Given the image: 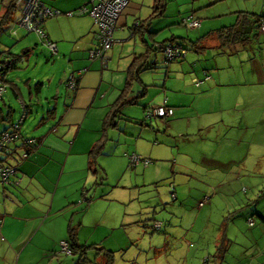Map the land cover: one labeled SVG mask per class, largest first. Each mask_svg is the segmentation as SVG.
<instances>
[{
  "label": "rangeland",
  "instance_id": "obj_1",
  "mask_svg": "<svg viewBox=\"0 0 264 264\" xmlns=\"http://www.w3.org/2000/svg\"><path fill=\"white\" fill-rule=\"evenodd\" d=\"M164 5L163 13L152 17L145 6L130 15L129 25L137 14L140 19L151 18L143 29L147 42L156 47L173 38L187 49L185 56L166 64L163 52L154 51L145 60L147 64L156 60L153 67L133 68L135 74L125 89L132 57L146 47L140 34L134 37L124 28L127 37L120 38L123 31L115 29L113 40L119 41L106 55L104 76L101 81L97 78L99 93L79 135V143L103 139L98 172L67 168L62 175L53 201L57 234L65 222L64 234L69 238L70 223L78 242L91 245L83 256L92 264L104 259L100 248L113 252V264H264V29L232 54L215 49L213 40H207L200 51L192 48L198 37L234 24L239 12L246 11L236 6L264 16V0H164ZM22 7L23 3L16 8L13 19ZM190 14L200 19L199 27L184 25ZM13 30L16 36L11 35ZM22 31L11 22L0 33V52L11 50L26 58L17 61L5 82H0L5 87L0 130H10L8 111L14 122L26 113L18 130L24 138L44 142L61 136L66 146L79 128L58 127L75 94L66 87L73 62L38 42L31 46L32 53H24L16 47ZM31 34L40 42L36 33L26 37ZM215 72L221 75L220 82ZM206 76L210 77L205 80ZM184 77L204 80L202 88L179 89ZM208 85L211 89H203ZM168 94L189 106L182 109L184 114L181 111L182 121L174 122L172 116L148 118L147 110ZM15 146L7 156L12 166L24 150L37 149L19 139L8 148ZM132 154L141 160L131 163ZM40 157L49 162L43 172L55 176L61 155L44 148ZM155 221L162 224L158 231L152 227ZM78 258V253L65 254L58 246L40 264H76Z\"/></svg>",
  "mask_w": 264,
  "mask_h": 264
},
{
  "label": "crops",
  "instance_id": "obj_2",
  "mask_svg": "<svg viewBox=\"0 0 264 264\" xmlns=\"http://www.w3.org/2000/svg\"><path fill=\"white\" fill-rule=\"evenodd\" d=\"M43 2L51 9L60 10L61 14L47 19L42 24V30L46 34L48 40L56 44V54L62 55L64 59L68 57L69 61L73 62L72 68L74 72L77 71L76 73H71L78 81L74 97L70 105L67 106L61 115L58 127L68 125L79 128L71 143L68 145L66 144V146L62 143H66V141L60 140L61 136L55 138L47 137L44 142L43 139H41L36 151L29 153L27 158L22 159L21 154L20 159H14L13 166L18 168V177L20 179L18 186L2 185L0 183V264H40L41 259H43L47 253L57 249L59 242L66 239L64 234V231H66L65 222L61 223L59 234H57L58 224L56 223L57 218L54 216L53 201L59 188L60 179L67 168L71 169L68 170V172L73 170L86 171L88 151L94 141V138H89L85 140V143H79V135L84 125V118L86 117L87 111L93 104L100 90L97 78L99 76V80L101 81L104 76L102 67L104 64L102 61L98 59L91 60L88 53V51L96 45L94 35L97 31V25L88 15L67 16L64 14V12L77 9L89 3L90 0H43ZM152 5L153 0L132 1L125 14L120 17L118 21L117 29L123 31V33L121 32L118 34V37L124 38L126 36L123 30L124 28H129L131 33L134 23L143 20L140 19L137 14V17H132L133 23L129 25V17H131V14L135 15L139 13L145 6H148L152 11ZM236 7L240 10H246L243 12L251 11V9L240 8V6ZM27 33V31L21 32L17 40L19 43L16 47L23 50L24 53L29 54L34 50V47L31 46L36 45V42L44 46L41 41L39 42L38 39H36L34 34L26 37ZM140 35L145 45L144 41H147L144 36L145 34L140 33ZM117 41L119 40L115 38L110 50L111 52L115 49L114 44ZM9 51L11 52V50ZM110 58L112 60L109 54V59ZM2 59H4V56H2ZM108 67L109 64L107 63V68ZM80 71H82V73L78 74ZM207 77L210 76H206L205 80L208 79ZM216 77L218 82H220L221 75L218 72L216 73ZM193 79L195 78L184 77L182 86L179 89H185L186 86H196L193 83ZM201 81L203 83L204 80ZM201 84L196 87L200 88ZM37 89L41 88L38 87ZM203 89H211V85L205 86ZM165 99L167 100L168 106L173 109L172 118L176 119L174 122L178 120L182 121L181 111L184 114V110L182 109H188L189 106L184 105L180 101H176L170 94H168V97H165ZM163 102L164 100L158 105L163 104ZM53 110H55V108H53ZM8 112L10 114V111ZM5 129L6 128H2V130ZM51 141L59 142L61 145L50 147L48 143ZM15 142L16 141H14V143ZM17 147L18 146L13 148L6 147V149L0 153L1 159H4V165L12 166V164L8 163L7 156L13 154ZM65 147V151H63ZM44 148L52 150L55 156L61 155L58 164H61V168L55 176L51 171H49V174L43 172L44 164L47 167L49 165V162L40 159V154ZM24 152L26 151L24 150L23 153ZM70 161L75 163L69 165ZM57 169H59V167ZM87 178L88 177L84 176V181Z\"/></svg>",
  "mask_w": 264,
  "mask_h": 264
},
{
  "label": "trees",
  "instance_id": "obj_3",
  "mask_svg": "<svg viewBox=\"0 0 264 264\" xmlns=\"http://www.w3.org/2000/svg\"><path fill=\"white\" fill-rule=\"evenodd\" d=\"M130 1H129V4H130ZM129 4L124 9V11L120 15V17H122L125 14L126 10L129 7ZM164 7H165V5H164L163 0H153V5L151 7L152 8L151 17L152 16L161 15L163 13V11H164ZM16 8H17L16 0H0V33L3 32L5 30V28L14 20L13 19V15H14V11L16 10ZM120 17H119V19H120ZM190 17H192L193 19H197L199 21V25L196 26V27H199L200 23H201L200 19L195 18L192 14H190V16L188 18H190ZM263 17L264 16L258 15V14H255V13L243 12V11L239 12V14L237 16V19H236V22L234 24H232L230 26L222 27V28H220L218 30L210 31L206 35L198 37L197 40L192 41V48L194 50L200 51L204 47H206V41L207 40H213V42H211L210 44L211 45L213 44L214 45L213 47L215 49H217V50H219L221 52H225V51L227 52L228 51L229 54L235 53L239 49L244 48L252 40V37L256 36V32L257 31H259L261 29H264V27L262 26ZM188 18H185V19H188ZM150 19L151 18H145V19L140 20L139 22H137V25H133V29H132L133 36H135L137 34H140V33L143 34L144 33V31H143L144 26H146V27L149 26V21L148 20H150ZM185 19H184V21H185ZM184 21H183V23L185 25ZM117 25H118V23H117ZM196 27L191 26V27H188V28H196ZM96 33H97V31H96ZM96 33H95V35H96ZM95 35H94V37L96 38ZM172 39L170 41H168L169 42L168 44L177 45V46H180L181 49H183L185 51L187 50V49H185L182 46V43L181 44L176 43L175 42L176 40L173 41ZM95 41H96V39H95ZM144 43H145V47H146L145 52L140 54V55H136V54L134 55V57H133V59H132V61L130 63V66H129L127 72H126V81H125L126 87H124L125 89L127 88L128 85H130L131 79L133 78V74H135L134 73L135 71H133L132 69L135 68V69L139 70V67L144 68V69H149V68L153 67V64L156 63V60L151 59V63L150 64H147L145 62V60L149 59V57L152 55V53L154 51H156V50H161L162 51V48L165 45H168V44H163V45H158L157 44L158 46L155 47V44H150L147 41H144ZM163 55H164V53H163ZM2 56H4V59H6V58L10 59V58L19 57L20 55H15V54L11 53L9 50H7L5 52H0V64L4 61V59H2ZM184 56H181L180 58L174 59V60H172L170 62H165V57H164L163 58V62L166 63V64L167 63H171L173 61H176V60H179V59H183ZM14 67H16V64H14L12 62L8 63L7 66L4 65L2 67L3 68V73L0 74V82L1 83L5 82V77H6V74H7L8 70H10V69H12ZM196 80L199 82V84L196 85L194 82L193 83L196 86H199L202 83V81L198 80V79H196ZM164 100H165V106L172 110V115H173V109L170 106H168L167 100L166 99H164ZM150 109H152V108H150ZM6 116H7L6 120L9 123H11L12 120L10 118L9 112L6 113ZM171 116H169V117H171ZM148 118H159V117L148 116ZM168 118H163V119H168ZM18 139L22 141V139H25V138L22 136V134L19 133ZM33 139H35V138H33ZM40 139H42V138H40ZM102 140L103 139H100V138L97 139L93 143V145L91 146V149L88 152L87 169L89 170V172H91L94 175H96L97 172H98V167L97 166H99V165L97 163V159H98L97 154L99 152V149L103 147V144L101 145V141ZM35 141H36V143L34 145H28V144H24V143L23 144L25 146H28L29 148L31 147L33 149H36L37 146L39 145V143L41 142V140L38 142V140L35 139ZM7 148H8V146H7ZM5 149H3V151ZM26 153L27 154H26L25 157L22 154V158L23 159L27 158V156H28V154L30 152H26ZM131 156H129V159L131 158ZM3 160L4 159L3 158L1 159V157H0V163L3 164ZM140 160H141V158H140ZM11 167H13L15 171H14V174L10 177V181L8 183H1V182L0 183L2 185L18 186L19 182H20V179L18 177V168L14 167V166H11ZM174 193H175V189H174V187H171L170 194H171V197L173 199H175ZM206 202H207V200L204 199V201L201 202L199 205L202 206ZM155 223H160V227L158 229L154 227ZM152 227H153V229L155 231H158V230L161 229L162 224H161V222L155 221L153 223ZM67 234H69V238H66L65 240H62V241H65L67 243V247H68L70 253H65V254L73 255L75 253H78L79 254V258L76 260V264H92L91 261L87 260L83 256L85 254V252H86V249L88 247H90L91 245L90 246L81 245L78 242L79 239L77 237H75L76 234H74V231H73V229L70 226V223L68 225ZM60 242H59V247H60ZM99 250H100L99 256L104 258V259H102V262H100V263L101 264H113V252L102 251L103 250L102 248H100ZM60 252H61V248H60ZM93 261H94L93 262L94 264H98L97 263V259L93 260Z\"/></svg>",
  "mask_w": 264,
  "mask_h": 264
},
{
  "label": "built area",
  "instance_id": "obj_4",
  "mask_svg": "<svg viewBox=\"0 0 264 264\" xmlns=\"http://www.w3.org/2000/svg\"><path fill=\"white\" fill-rule=\"evenodd\" d=\"M130 0H90L89 3L78 7L77 9L67 11L64 14L67 16H81L88 15L90 16L95 24L97 25V33H96V45L94 48H91L89 53V58L91 60L99 59L105 65L106 63V55L109 49L113 45V32L117 28V23L120 15L124 11V9L129 4ZM21 3H23V7L20 10V13L16 15L14 20L12 21L13 26L20 27L27 31L28 33H36L39 37L40 41L43 45L52 53L56 54V44L50 42L42 30V24L49 18L56 17L61 14V11L58 9H51L45 5L43 0H16V6L18 7ZM188 20V21H187ZM185 25L187 27H196L199 25V21L197 19H193L192 17L185 19ZM13 36L17 35V31H11ZM162 52L164 53L165 62H170L174 59H178L181 56L185 55V50L181 49L180 46L177 45H165L162 48ZM17 61H25L23 56H19L16 58H6L0 64V74L3 73V66H7L8 63L12 62L17 64ZM84 71V70H83ZM80 71L78 74H81ZM193 82L198 85L199 82L194 79ZM77 79L74 75H70V77L66 80V87L68 89L75 90L77 88ZM5 91L4 86H0V99H2V94ZM172 115V110L165 106V100L162 105H158L152 109L147 110V117H159V118H168ZM26 117V113L22 115L19 121L10 123V130L5 129L0 131V153L5 149L11 142H14L18 139L19 133L18 130L22 122ZM24 144L34 145L36 143L33 138H25L22 139ZM26 152L23 156H26ZM131 163L139 162L140 158L133 154L130 158ZM145 164H148L149 160H144ZM14 168L11 166H5L0 163V182L8 183L10 181V177L14 174ZM208 197L206 198V200ZM252 224L253 221L249 219ZM155 228L160 227V223L154 224ZM61 252L70 253L67 243L65 241L60 242Z\"/></svg>",
  "mask_w": 264,
  "mask_h": 264
}]
</instances>
